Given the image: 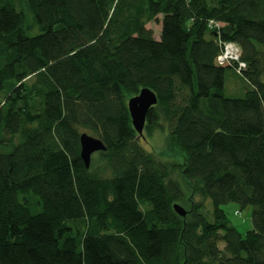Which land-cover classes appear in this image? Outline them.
I'll return each mask as SVG.
<instances>
[{
    "label": "trees",
    "instance_id": "trees-1",
    "mask_svg": "<svg viewBox=\"0 0 264 264\" xmlns=\"http://www.w3.org/2000/svg\"><path fill=\"white\" fill-rule=\"evenodd\" d=\"M83 133L106 147L89 168ZM0 144V264H264V0H0Z\"/></svg>",
    "mask_w": 264,
    "mask_h": 264
},
{
    "label": "rangeland",
    "instance_id": "rangeland-1",
    "mask_svg": "<svg viewBox=\"0 0 264 264\" xmlns=\"http://www.w3.org/2000/svg\"><path fill=\"white\" fill-rule=\"evenodd\" d=\"M160 18V17H159ZM148 29L153 30L155 37L159 38L161 33V26L158 22H151L147 25ZM38 31H33L30 35H36ZM245 84L239 77L235 76L230 71L227 75L226 85H225V95L227 97H242L245 92ZM165 134L157 133L153 139H150L148 142L144 139H140V142L147 148L149 151H154L160 155L162 151L166 149L165 145ZM13 145H3L0 144V153H8L12 150ZM184 207V206H183ZM185 209V208H184ZM226 214L228 215L231 225L236 227L243 235L253 228L252 224V213L253 207L248 206L247 208L241 209L237 203H230L223 207ZM207 217L211 219L212 205L209 201V204L206 206Z\"/></svg>",
    "mask_w": 264,
    "mask_h": 264
},
{
    "label": "water",
    "instance_id": "water-1",
    "mask_svg": "<svg viewBox=\"0 0 264 264\" xmlns=\"http://www.w3.org/2000/svg\"><path fill=\"white\" fill-rule=\"evenodd\" d=\"M158 102L157 96L150 89H142L139 95L128 101V108L132 119V124L139 137L143 136L146 125V118L150 110L156 106ZM81 158L86 166L90 167L91 158L95 153L106 150L104 142L96 137L83 133L80 136ZM174 210L181 217H186L187 211L176 204Z\"/></svg>",
    "mask_w": 264,
    "mask_h": 264
},
{
    "label": "built area",
    "instance_id": "built-area-1",
    "mask_svg": "<svg viewBox=\"0 0 264 264\" xmlns=\"http://www.w3.org/2000/svg\"><path fill=\"white\" fill-rule=\"evenodd\" d=\"M222 51L217 58V62L221 66L228 64H237L238 70L245 68V64L241 61V51L240 48L232 42H222Z\"/></svg>",
    "mask_w": 264,
    "mask_h": 264
}]
</instances>
